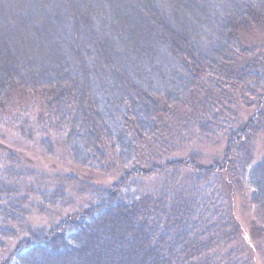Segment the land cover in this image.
<instances>
[{"label": "trees", "instance_id": "16d2710c", "mask_svg": "<svg viewBox=\"0 0 264 264\" xmlns=\"http://www.w3.org/2000/svg\"><path fill=\"white\" fill-rule=\"evenodd\" d=\"M64 14L76 69L54 56L39 74L34 39ZM30 109L34 127L65 136L78 168L117 178H73L95 202L29 229L6 257L21 197L1 168L0 264H254L233 199L246 184L264 213V159L252 166L264 132V0H0V120ZM204 141L224 143L211 164L193 148Z\"/></svg>", "mask_w": 264, "mask_h": 264}, {"label": "rangeland", "instance_id": "374dc122", "mask_svg": "<svg viewBox=\"0 0 264 264\" xmlns=\"http://www.w3.org/2000/svg\"><path fill=\"white\" fill-rule=\"evenodd\" d=\"M205 11L206 16L211 15L208 8ZM68 30L69 17L64 14L60 27L50 26V28L41 31L39 39H34L36 48L34 52L33 50L30 52L42 61L39 62L42 64V69L38 68L37 73H48L50 69H55L51 68V63L56 60L53 58L54 56L61 59L60 62H56L55 66H66L69 71L76 69L75 64L66 52L68 51ZM210 37L208 36L211 40ZM87 42L90 43V45L88 44L91 46L89 48H92V51L96 54L99 50L97 39H88ZM81 47L86 48L85 56H87L88 63L85 64V67L89 77H92V84L96 87L94 74L92 73L93 75L90 76V71H93V61L91 56L87 55L91 50L85 45ZM104 56L106 60L112 61L113 55L105 54ZM253 109L250 110L253 111ZM23 112L29 113L25 114L26 116L23 115L25 119L22 118L17 121L0 120V169L7 168V171L1 169L2 179L5 183L4 188L14 192L16 190L19 197H21L20 201L17 199L18 202H15L16 208L13 210L17 212L15 213V216H17L15 217L16 226L18 225L19 229H22H14L16 230L14 231L16 238L8 243L5 252L6 257L14 249L17 241L27 236L29 229L48 230L68 215L77 213L95 202L90 194L80 190L82 184L73 182L72 179L91 181L89 179L97 175L78 168L73 163L66 148L64 135L48 134V136L40 128L34 127V116L37 117L38 112H34L32 109ZM27 116L28 119H26ZM193 148L205 158L206 164H211L213 159L222 156L224 143L196 142ZM262 159H264V132L256 139L252 166ZM96 178L97 182L101 181L107 184L111 183L117 176L104 177L98 175ZM157 183L155 180L142 181L137 183L139 184L137 188H151ZM251 191L246 184L240 185L235 190L234 213L242 226L243 236L249 237L247 239L251 242L253 248L251 250L246 249L245 254L251 253L254 264H264V246L260 237L264 230V213L251 203ZM14 198L15 196L11 198L10 203L15 200ZM2 204L4 205L5 202H2ZM253 228H256V232L252 231Z\"/></svg>", "mask_w": 264, "mask_h": 264}]
</instances>
